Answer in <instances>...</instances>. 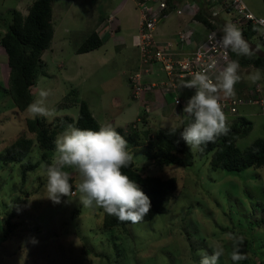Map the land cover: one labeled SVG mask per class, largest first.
Instances as JSON below:
<instances>
[{"label":"rangeland","instance_id":"rangeland-1","mask_svg":"<svg viewBox=\"0 0 264 264\" xmlns=\"http://www.w3.org/2000/svg\"><path fill=\"white\" fill-rule=\"evenodd\" d=\"M169 1L166 17L157 29L166 25L173 31L178 26L176 34L184 31L185 26H179L178 21L197 20L193 10L204 12L216 28L235 17L228 0ZM13 4L14 0L0 2L8 24L11 14L4 10ZM172 5L184 8L185 13L178 14ZM216 10L219 14L215 16ZM140 15L137 0H53L55 33L43 53L41 72L31 91L33 100L41 89L49 92L45 104L54 110V115L36 117L47 124L63 116L77 118L80 101L86 100L101 125L126 129L143 114L153 135L162 128L184 127V115L177 114L175 96L187 99L194 90L185 88L164 96L160 89L153 88L140 98L134 96L130 79L146 68L133 41L140 31ZM108 19L111 33L104 35L103 45L78 53L85 38ZM194 25L205 33L209 31L203 23ZM253 40L264 49L263 35H259V41ZM10 71L6 51L0 44V264H199L200 250L211 255L217 245L224 250L218 264H264V166L241 171L214 169L211 154L202 156L199 150L192 151V166L160 165L149 159L145 145H139L131 151L142 173L177 179V191L166 203L167 212L149 221L106 229L102 208L79 203L80 176L75 169H69L75 194L53 204L46 198V175L40 167L47 163L41 158L43 150L36 133L27 127L28 120L36 117L27 108L18 111L9 93ZM257 73L259 78L253 82ZM152 75L153 81L161 80L165 73L156 65ZM238 75L234 96L244 94L236 91L240 85L243 90L257 84L264 89V69L240 65ZM157 76L160 78L154 79ZM180 87L184 88L182 84ZM164 98L166 107L156 102ZM240 112L253 123L249 134L236 142L245 149L257 138H264V114L257 105L243 106ZM233 118L226 116L227 120ZM138 127L142 128V123ZM22 135L33 140L32 150L21 162H6V149ZM28 165L37 166L27 171L23 182L22 171ZM25 199V206L14 218L13 234L5 238L6 218L16 202ZM33 238L38 242L34 243ZM235 249L245 258L233 261Z\"/></svg>","mask_w":264,"mask_h":264},{"label":"trees","instance_id":"trees-1","mask_svg":"<svg viewBox=\"0 0 264 264\" xmlns=\"http://www.w3.org/2000/svg\"><path fill=\"white\" fill-rule=\"evenodd\" d=\"M170 3V1L168 0ZM172 7H174L172 5ZM11 20L6 31L0 35V44L4 47L8 65L10 66L9 93L19 112L24 111L28 104L33 101L31 88L37 83L38 75L42 68V56L47 50L54 37L55 28L53 23V0H35L30 6L27 15L20 11L10 10ZM195 19L203 23L207 28L214 29L216 24L204 12L199 11L194 15ZM257 26H248L242 32L243 38L253 40L258 36ZM104 43L101 33L92 31L77 48L78 53H85L100 48ZM233 60H239L243 67L254 66L264 69V56L260 57L251 52L250 56H237L231 52ZM255 86V85H254ZM253 88V87H252ZM251 88V89H252ZM249 88V91L251 90ZM142 116V128L139 122H134L128 128H115L129 143L130 149L146 146L149 159L159 164L178 165L182 167L192 166L194 155L181 138L183 127L162 128L153 135L152 129L147 127L148 119ZM72 123L82 129L98 130L101 125L90 109L86 100L79 104L77 118L63 116L55 122L44 123L40 117L29 119L28 130L36 133L37 141L43 150L42 161L50 162L55 148V138L63 130V126ZM229 129L226 135H221L214 142L201 146L199 154L202 156L211 154V166L214 169L222 168L229 171H241L251 167L264 166V138H257L247 148L241 149L237 145L238 138L246 136L253 128V123L245 116L232 124L227 123ZM172 129H175L173 132ZM33 140L25 135L17 138L6 149V162H21L32 150ZM37 165H28L23 169L22 180L26 181L27 171ZM131 179L135 180L142 191L151 200V211L144 217L142 222L149 221L158 213L168 211L167 200L177 191V179L173 177L163 178L159 175L142 173L132 160L129 167L122 169ZM27 199L16 202L12 212L5 220L4 237L10 238L14 232L16 218ZM130 222H121L115 216L105 213L103 225L106 229L116 226H125Z\"/></svg>","mask_w":264,"mask_h":264},{"label":"clouds","instance_id":"clouds-1","mask_svg":"<svg viewBox=\"0 0 264 264\" xmlns=\"http://www.w3.org/2000/svg\"><path fill=\"white\" fill-rule=\"evenodd\" d=\"M222 33L219 43L225 50L230 49L238 57L251 55L249 45L235 24L226 23ZM239 68V60H232L214 79L207 70L197 71L182 85L194 90L182 108L184 127L181 138L189 150H201L202 145L214 142L217 137L228 133L219 95L223 93L230 97L235 94V85L240 80ZM258 78L259 73L252 77L253 82ZM48 95L47 90L41 89L38 98L28 104L26 111L34 117L54 115V110L45 104ZM54 144L51 161L40 164L46 175V198L53 204H60L62 197L73 194L69 169H75L80 176L77 187L79 203L84 207L102 208L119 221L132 224L142 222L151 211L150 198L135 180L122 171L130 166L134 153L128 141L111 124H103L98 130H93L68 123L56 136ZM234 239L241 242L240 238ZM33 242L38 241L33 238ZM223 252L219 245L213 248L211 255L200 250L199 264H218ZM244 258L238 249L231 254L233 261Z\"/></svg>","mask_w":264,"mask_h":264},{"label":"built area","instance_id":"built-area-1","mask_svg":"<svg viewBox=\"0 0 264 264\" xmlns=\"http://www.w3.org/2000/svg\"><path fill=\"white\" fill-rule=\"evenodd\" d=\"M228 2L232 6V14L235 16L230 22L241 31L248 26H257L262 30V33L258 31L259 35H263L264 38V18L255 15L243 0H228ZM137 3L141 8V18L140 31L138 35L134 36V45L138 47L142 64L146 68L144 72H138L130 79L136 98H140L145 91H153V88L160 89L164 95L176 93V91L184 89L180 85L190 80L192 74L197 71L207 70L214 79L219 71L233 60L231 50H225L219 43L220 37L223 35L222 28L226 23H223L220 28L209 29L206 37L198 43H194L192 31H179L175 40H160L157 37L156 29L157 24L166 17L170 7L168 0H137ZM174 9L178 14H183L186 11L184 8L174 7ZM198 12L199 10H193L192 14L195 15ZM213 14L216 16L219 11L216 10ZM184 45L188 48L184 49ZM191 45L192 49H189ZM156 65L161 66V70L165 73L164 78L145 82V74H154ZM142 81L145 82V85H142ZM185 100L175 96L174 102L178 105L181 115H184L182 108ZM219 102L226 116L239 115L243 106L254 105L259 106L264 114V89L257 84L247 94L230 97L220 94ZM141 119L140 115L136 121L140 122Z\"/></svg>","mask_w":264,"mask_h":264},{"label":"crops","instance_id":"crops-1","mask_svg":"<svg viewBox=\"0 0 264 264\" xmlns=\"http://www.w3.org/2000/svg\"><path fill=\"white\" fill-rule=\"evenodd\" d=\"M2 1H6V0H0V2ZM24 1V4H23ZM35 0H14V4L12 6V8L9 7H5L4 12L6 14L10 13V10L16 9L18 11H20L23 15H27L30 9V6L33 4ZM64 1V0H63ZM74 0H72L73 2ZM245 2V4L247 5V7L257 16L259 17H263L264 18V0H243ZM65 4H68V2H64ZM3 5H5L3 3ZM141 18V15H140ZM111 19H108L107 21H104V24L100 27V28H96L95 30L98 31L99 33H101V36L104 37V35L110 34L111 33V28L108 22H110ZM179 26H185L184 31H192L193 32V41L194 43H198L201 42L207 35V33H205V31L200 27V26H195V23H201L198 20H194V22H191L190 19H188L186 22L183 20H179ZM5 24H8L6 21H4L3 19V11H1L0 8V31H2L1 35L6 31L5 29ZM120 28V26H118ZM176 28V27H175ZM178 28V26H177ZM176 28V31H177ZM176 31L170 30L169 28L166 27V25H163L161 27H159L157 29V37L160 40H175L178 37V33L176 34ZM259 33H262L261 28H259ZM253 39H257L259 41L258 36L253 38ZM134 41V40H133ZM254 42V40H252ZM188 46L184 45V49H187ZM192 49V45L191 47H189V49ZM151 77V78H149ZM160 76H157V78L154 79H159ZM153 80V75L152 74H145V81L146 82H150ZM185 89V88H184ZM183 90V89H181ZM236 91H238V93L240 92H244V94H247L249 92V89L247 90H243L242 86H238ZM221 95H223V93H220ZM165 96V95H164ZM180 97V96H179ZM156 102H159L160 104H166L164 107L167 106L168 102L167 100H165V98L161 101V100H156ZM176 105V104H175ZM177 114H180V110L177 111ZM244 114V113H242ZM241 112L239 115L233 116V120H227L226 122L229 124H232L233 122H235V118L242 116ZM117 128V127H116Z\"/></svg>","mask_w":264,"mask_h":264},{"label":"water","instance_id":"water-1","mask_svg":"<svg viewBox=\"0 0 264 264\" xmlns=\"http://www.w3.org/2000/svg\"><path fill=\"white\" fill-rule=\"evenodd\" d=\"M245 41L249 45L251 52L256 53L260 57L264 56V49L262 47L251 40L245 39Z\"/></svg>","mask_w":264,"mask_h":264}]
</instances>
